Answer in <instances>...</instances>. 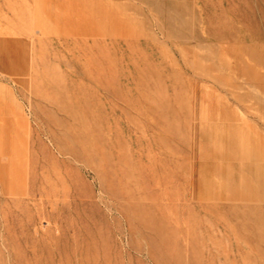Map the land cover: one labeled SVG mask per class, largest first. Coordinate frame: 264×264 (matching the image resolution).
Instances as JSON below:
<instances>
[{
	"label": "rangeland",
	"instance_id": "374dc122",
	"mask_svg": "<svg viewBox=\"0 0 264 264\" xmlns=\"http://www.w3.org/2000/svg\"><path fill=\"white\" fill-rule=\"evenodd\" d=\"M55 1L0 0V264H264V0Z\"/></svg>",
	"mask_w": 264,
	"mask_h": 264
},
{
	"label": "crops",
	"instance_id": "0c3cea01",
	"mask_svg": "<svg viewBox=\"0 0 264 264\" xmlns=\"http://www.w3.org/2000/svg\"><path fill=\"white\" fill-rule=\"evenodd\" d=\"M82 2L80 0H56L54 2V5L51 7L52 8H65V7H81V8H85L84 6H82ZM61 27V26H60Z\"/></svg>",
	"mask_w": 264,
	"mask_h": 264
},
{
	"label": "bare ground",
	"instance_id": "6f19581e",
	"mask_svg": "<svg viewBox=\"0 0 264 264\" xmlns=\"http://www.w3.org/2000/svg\"><path fill=\"white\" fill-rule=\"evenodd\" d=\"M218 14H220V12L218 13ZM211 16V15H210ZM215 16V15H214ZM213 18V17H212ZM220 18V17H219ZM233 18V17H232ZM214 19V18H213ZM218 20V19H217ZM239 57V56H238ZM14 171H15V173H16V168L14 169ZM16 175H17V173H16ZM18 176V175H17ZM19 179H22V178H19Z\"/></svg>",
	"mask_w": 264,
	"mask_h": 264
}]
</instances>
